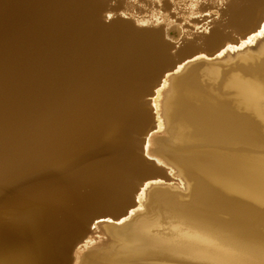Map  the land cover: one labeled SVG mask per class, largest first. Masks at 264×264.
<instances>
[{
	"label": "bare ground",
	"instance_id": "obj_1",
	"mask_svg": "<svg viewBox=\"0 0 264 264\" xmlns=\"http://www.w3.org/2000/svg\"><path fill=\"white\" fill-rule=\"evenodd\" d=\"M263 20L0 0V264H264Z\"/></svg>",
	"mask_w": 264,
	"mask_h": 264
},
{
	"label": "water",
	"instance_id": "obj_2",
	"mask_svg": "<svg viewBox=\"0 0 264 264\" xmlns=\"http://www.w3.org/2000/svg\"><path fill=\"white\" fill-rule=\"evenodd\" d=\"M264 22V20L261 22V24ZM254 33H256V32H254ZM214 57V56H213ZM98 220H102V219H98Z\"/></svg>",
	"mask_w": 264,
	"mask_h": 264
}]
</instances>
